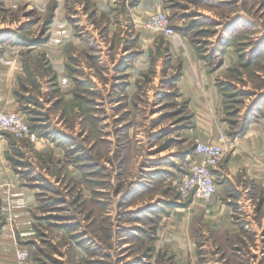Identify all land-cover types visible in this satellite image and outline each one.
I'll return each instance as SVG.
<instances>
[{
  "label": "rangeland",
  "instance_id": "obj_1",
  "mask_svg": "<svg viewBox=\"0 0 264 264\" xmlns=\"http://www.w3.org/2000/svg\"><path fill=\"white\" fill-rule=\"evenodd\" d=\"M157 11L174 34L145 27ZM1 111L38 140L0 134V189L28 198L25 222L0 214V264L18 247L33 264H264V0H0ZM199 141L246 159L208 202L178 190Z\"/></svg>",
  "mask_w": 264,
  "mask_h": 264
},
{
  "label": "built area",
  "instance_id": "obj_2",
  "mask_svg": "<svg viewBox=\"0 0 264 264\" xmlns=\"http://www.w3.org/2000/svg\"><path fill=\"white\" fill-rule=\"evenodd\" d=\"M145 27L163 36L175 33V27L168 14L157 11L148 15ZM10 132L17 138H27L34 142L38 135L32 131L23 118L14 111L0 112V134ZM228 146L215 142L199 141L195 146L196 159L190 161L188 171L179 183L180 198L210 201L217 193L214 169L222 161ZM17 264H33L29 251L24 247L16 250Z\"/></svg>",
  "mask_w": 264,
  "mask_h": 264
},
{
  "label": "crops",
  "instance_id": "obj_3",
  "mask_svg": "<svg viewBox=\"0 0 264 264\" xmlns=\"http://www.w3.org/2000/svg\"><path fill=\"white\" fill-rule=\"evenodd\" d=\"M156 7L154 6H149V7H146L145 8V13H149V12H152V11H155ZM174 42L175 45L179 44L181 41L180 38H175L172 40ZM199 74V72H198ZM200 76V75H199ZM204 91H205V100H208V97L207 96V93L208 91L212 90L213 88L211 86H208L207 84L204 85ZM213 94L215 93V91L213 90L212 91ZM210 93H208L209 95ZM241 147V146H240ZM244 151L239 149V148H236L234 153H231L227 156L224 157V159H222V161L219 163V165L217 167H215L214 169V176H215V181L217 183V191L218 192H222L223 190V184L222 183H218L217 180H216V177H223L224 175V171L225 172H232V171H236L240 165L239 164H242L245 162V157H243V155H241ZM238 156H242V157H238ZM226 160V165L225 166V170H224V167H222V165L224 164L223 162H225ZM262 167V165H261ZM223 168V169H222ZM1 186V185H0ZM28 201V198L26 199V196L24 195L23 191L20 189H8V190H5V189H0V214L6 218H9V219H13L15 220V218L21 216V223L25 222L26 219L23 220V217L24 216H27V213H26V207L24 206V203H26ZM195 200H193L194 202ZM10 227V228H9ZM4 228L5 232H3V235H4V239H9L8 237V229H11L12 226H11V223L8 225H6ZM4 247V245L1 247V250L2 248ZM13 249V247H12ZM16 250L17 248H15V253H10V257L9 258H12V261H13V264H17V260H16ZM11 261V262H12ZM15 261V262H14Z\"/></svg>",
  "mask_w": 264,
  "mask_h": 264
}]
</instances>
